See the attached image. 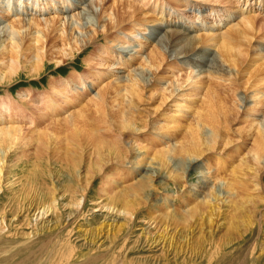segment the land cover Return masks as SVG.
Listing matches in <instances>:
<instances>
[{
  "label": "rangeland",
  "instance_id": "rangeland-1",
  "mask_svg": "<svg viewBox=\"0 0 264 264\" xmlns=\"http://www.w3.org/2000/svg\"><path fill=\"white\" fill-rule=\"evenodd\" d=\"M191 1L187 0L179 9L173 7L174 3H168V9L163 14L160 13L162 9L159 4L149 5L148 10L152 15L159 13V16H173L170 18L173 21L165 22V26L156 21L158 26L161 24L159 28L162 30L180 29L191 34L197 30L198 35L206 33L201 31L209 32L213 26L220 31L226 30L228 23L221 17L218 25L208 24L209 14ZM233 1L236 8L249 11V8L241 6V0ZM179 5L181 3L176 4V7ZM185 9L187 13H184ZM252 15L264 18V11L257 5L252 14L241 17ZM29 18L39 21L31 15L26 16V19ZM49 18L50 15L40 17L44 21ZM53 19L51 16L50 20ZM228 21L230 23L229 18ZM42 23L44 24L43 21ZM188 25H191L190 32ZM45 33V37L40 39L36 35L22 36L17 58L10 47H0V104L18 111L15 122L20 125V121L24 120V113L30 112L28 117L33 115L26 103L21 102L24 94L29 97L38 96L51 90V81L74 80L75 75H89L94 70L88 62L91 51L83 54L78 51L70 53L75 51L74 39L66 33H48L47 30ZM36 53L42 55L40 68H36ZM259 64L254 66L256 69H252V72L238 78L243 84L241 88H246L248 96L254 95L253 102L258 101V105L264 103V90L260 91V86H256V80L264 77V66ZM110 81L106 76L101 82V88L107 90L106 96L108 95L102 108L95 110L87 107L89 98L84 96V99L75 103L77 106L72 103L71 108H65V117H59L62 118L59 121L55 119L58 117L39 120L38 129L30 130L27 125L30 131L27 128L28 131L23 130L25 136L21 134L22 137L13 142L14 146L0 145V159L5 161L0 174V264H264V175L260 181L259 193L254 191L253 176H250L254 174L251 171L255 164L253 152L258 150L264 156V151L257 148L259 137L257 132H253L254 129L250 131L252 124L247 121V116L237 115L231 107L234 103L232 96L236 93L241 96L237 86L221 82V87H218L219 82L215 80L219 89L215 85L212 88L217 99L207 97L208 100L207 89V92L197 90L194 97L191 91L186 90L185 93L191 94L189 96L184 93L188 102L195 98L199 102L196 100L193 108L184 110L188 116L179 115L182 125L177 128L185 129L177 131L181 136L176 131H173L175 134L169 132L172 138L188 141V126L197 127V117H200L199 120L205 117L202 118L204 122L201 130L204 132L209 128H216L211 126L212 123L216 125L215 120H212L216 115L222 121L217 126L222 139L217 142L216 149L211 151L209 146L201 147V157L200 152L196 154L199 158L189 157L181 151L168 157L163 155L165 150L153 151V146L152 156L146 161L145 157L143 161L139 160L143 165L141 167L144 170L140 169L143 175L135 173L131 177L132 182L121 180L118 185H122L118 189V185L109 182L114 173L113 167L118 163V158L123 162L130 160H126L124 151L117 150V145L115 149L108 145L113 141L110 139L112 135L115 134L116 137L133 128H124L122 116L127 112L131 113L134 96L120 90L121 86L116 85L117 80H112L116 84ZM157 89L159 88L155 87L153 90L156 98L159 93ZM78 90L80 91L79 87ZM69 91H65L67 94L64 92L63 95L74 90L72 88ZM150 92L152 91L149 94ZM147 93L144 96L146 102L142 103L141 109L131 114L137 118L135 126L140 131L138 142L151 146L161 143L157 142L158 131H153V125L160 120L163 121V124L159 122L161 127L166 125L165 121L168 120L165 116L169 113L159 115L161 108H158V99L154 97L152 101L149 100ZM72 98L79 100L75 96ZM201 98H205L208 103L202 105ZM79 105L81 108L84 105L82 112L86 113L79 119L78 128L82 132L74 131V127L62 121L73 110H83ZM251 106L248 108L251 109ZM42 107L49 111L45 106ZM259 107L253 108L264 113V104ZM121 113L123 114L120 115ZM211 114L215 115L210 117ZM34 116L35 119H40ZM249 125L251 126L248 127ZM40 132L44 135L41 136ZM94 133L101 136L107 134L106 141L99 136L105 143L99 142ZM37 135H40L39 138ZM128 140L132 143L130 140L134 139ZM123 142L122 147L128 150L130 144ZM202 149L207 151L204 153ZM115 150L123 153L118 155L119 152ZM225 151L228 152L223 155L222 152ZM217 153H221V156H217ZM241 160H245L246 164ZM190 161H193L192 165ZM152 171L153 178L150 180L149 176L146 178L145 172ZM108 184L111 192L108 190L110 195L106 192V197L103 189ZM167 196L172 200L169 203L165 202ZM46 210L49 212L46 213ZM113 216H120L122 219H114Z\"/></svg>",
  "mask_w": 264,
  "mask_h": 264
},
{
  "label": "bare ground",
  "instance_id": "bare-ground-1",
  "mask_svg": "<svg viewBox=\"0 0 264 264\" xmlns=\"http://www.w3.org/2000/svg\"><path fill=\"white\" fill-rule=\"evenodd\" d=\"M186 1L187 0H125L124 2L122 0H0V47L3 49L10 47L13 49V53L17 58L20 52L19 48L21 47L22 36L26 34L30 36L36 35L39 36L37 38L40 39L41 37H45L46 30L48 33H52V31L60 32L61 35L66 33L76 42V46H74L75 51L72 50L70 53L78 51L83 54L91 51L92 55L88 58V62L90 63V67H94V70L92 72L90 71L91 73L89 75L86 73L81 75L80 73L75 75L74 78L73 75H71L70 77L74 80L68 78L69 80H66L65 82L51 81V90L44 91L38 96L29 97L28 94H24L23 97H21V102L26 103V106L33 115L32 117H28L30 112L26 110L29 113H24V120L20 121L21 125L15 122V119L18 116V111L16 109L10 110L8 109V105L0 104V145L14 146L13 142L24 135L22 131H25L27 125L30 126V130L33 128L35 130L38 129V126H40L39 120L45 121V118L49 120L58 117L55 119L59 121L62 119H59V117L64 116L65 108H68L69 106L71 108L72 103L75 104L84 99V96H88L89 98L87 101L88 106L85 103L87 107H92L95 110L102 108L106 103L108 95L106 96L107 90L104 91L101 88V82L106 76H108V78L111 79L110 82H112V80H117L116 83L118 84L115 82L112 83L119 85V87L121 86L120 90H125L127 93L133 94L134 102L132 104L134 106H131L133 108H130L131 113L133 112L134 114V112H136L135 110L138 111V109H141V105L145 101L144 96L147 92L149 95L147 97H150L149 100L154 97L156 98V96L153 95L155 87L159 88L157 89L159 90V93L156 94V99L159 101L158 108H161L159 115H161V113H169L165 116V119L168 120L165 121V123H167L166 125H163V127H161L162 125H159V122L163 124L162 120L153 125V131H155V129L158 131V137L155 134L159 139L157 142L161 143H156L151 146L143 145L141 142H138L137 139H139L140 131H138L135 126V120H137V118H134L133 114L128 112L122 116L124 128H133L130 132L120 133L119 135H116V137L114 136L115 134H111L112 137L109 135L110 139L113 141L110 145H107L113 149H115V146L117 145V150L121 149L124 151V154H126V160L128 159L130 161L123 162L120 161L121 158L117 159L118 163H116V165L114 164L115 166L113 167L114 173L111 176L110 181L108 180L112 185H118L121 180L132 182L133 178L131 177H133L135 173L143 175V171L140 169H144L141 167L142 164L139 160L143 161L145 158V161L148 160L150 156H152L151 149L153 146H155L153 151L157 152L156 150H165L163 155H168V157L170 155L174 156L172 154H175L178 151L185 153V155L189 157H197L198 155L196 154L201 151V147L209 146L212 151V149L218 145L217 142H219L222 134L217 126L222 121L220 122V118L215 114H211L210 117L215 115V117L213 116L214 118L212 117V120H215L216 125L215 123H212L211 126L214 125L216 128L213 126L214 128H209V130L204 129L206 132L204 130V132H202V122H204L203 119L205 117H201L200 120V117H197V127L192 125V129L190 125L188 126L191 129L188 131L190 137L188 141L180 139V142L179 139L172 138L169 133L170 131H172V134L174 133L173 131H176L177 133V131H182L184 129L177 128L180 127L182 122V119L180 118L181 116L179 115H182V117L183 115H187L184 113V110H190L196 105V100L198 101V99L195 98V100H190L188 102L185 95L187 94L185 93L186 90L189 92L191 91L193 93L192 96L194 97L196 96L195 92L197 90L203 92L207 89L209 91L207 92L206 90L205 92H207L206 94L209 93V96H206V99L207 97L208 99L210 97L216 98L215 92L212 88V85H215V87L217 85V83H214L215 80L216 82H219L217 85L218 87L221 82H228L227 84H230V86H237L235 87L238 92L241 93V96L239 93H233L235 94L232 96L234 103L231 107L233 111H236L237 115L242 114L247 116V121L252 124L250 131L254 129L253 132H257L256 134L259 137V145L257 148L264 151V113H259L258 110L256 111V108H253L255 106L259 107L260 105L262 107L264 103L262 102L258 105V101H256L258 97L255 99L256 103H254V95L248 96L246 88H241L243 84L238 80L241 75L252 72V69H256L254 66L259 63L260 66H264V18L257 15L241 17V15L244 14H252L257 5L258 8H261L264 11V0H241V6L249 8V11H243L236 8L233 0H192L194 5L201 6L202 9H204V13L209 14L207 17L208 24L218 25L221 22L220 17L228 23V26H225L226 30L223 29L220 31L213 26L209 32L201 31V33L206 32L201 35H198L199 31L197 30H194L192 34L184 33L180 29L166 28L165 30H162L159 26L161 24L164 25L167 21H173V19L170 20L173 16L170 14L159 16V13L152 15L148 10L149 5L157 6L159 4L160 9H162L160 13L163 14L165 10L168 9V3H174L175 5L172 4L173 7L179 9ZM164 2L166 3L165 5ZM179 3H181V5L176 7V4ZM187 12V9H185L184 13ZM28 15L35 17V20L39 19V21L30 20V18L26 19V16ZM45 15H50V18L52 16L54 19L50 20L49 18L50 21L48 19H45V21L44 19H40V17H45ZM55 17L59 18V21L56 20ZM11 18H14V20H11ZM189 18L192 19V16ZM228 18L230 19V23ZM40 20H42L44 24ZM156 21L161 24L158 26ZM201 23L205 26L203 20H201ZM188 30L190 32L191 25H188ZM131 37H133V39ZM101 42H103V44H101ZM41 49H44V47ZM42 52L44 51L42 50ZM40 55L41 54L38 53L37 56L34 57L38 62L36 68H38L40 62L43 61L41 59L42 55ZM67 55L68 54H66V56ZM255 73L257 72L255 71ZM163 74H167V76H162ZM256 81L258 83L256 86H260L259 90H264V77ZM78 87L80 88V91L78 90ZM218 87H216V89ZM72 88L74 91L66 96L65 94L63 95L65 91L70 92L69 90ZM225 88L227 90V87ZM233 90L235 89H232V91ZM94 91L95 94L93 95ZM149 91L152 92L149 94ZM227 91L230 92V90ZM62 95L64 97L60 98ZM73 96L78 97L79 100L76 101V98H72ZM189 96H191V94ZM201 99H203L202 105H204L205 102L208 103V99ZM251 102L256 105L254 106L253 104L252 107ZM42 105L49 111H45ZM82 106L84 107V105ZM248 106H251V109L248 108ZM83 107L81 108L79 105V108L83 110L76 111L78 114L73 110L75 113H67V118L62 120L64 124L67 123L74 127V131L76 132H82V130H80L81 128H78V124L80 121L79 119L83 118L82 114H86L85 112H82L84 111ZM158 108L155 111H157ZM189 110L187 111L190 112ZM55 112H58V114ZM255 113H257V115ZM34 115L40 119H35ZM250 126L251 125L248 127ZM44 130L45 129H43V131ZM247 130L249 131L248 128ZM42 133L43 132H40V135ZM98 134L94 133L93 135L98 136L97 138L99 142L103 141V139L106 141L107 134L103 136ZM33 135L34 134H32V136ZM40 135H37L38 138ZM43 135L44 134L41 136ZM99 136L103 139L101 140ZM113 136L115 138H113ZM24 138L23 140H25ZM34 138L36 139V137ZM129 138L134 139L130 140L132 143L129 142ZM123 141H126L131 145H128V150L122 147L124 143ZM202 150L204 152V149ZM227 152L228 151L222 153L224 155L227 154ZM121 153L123 152L117 154L120 155ZM259 153L258 150L253 152L252 158L254 159L255 164L252 166L253 170L251 171H253L254 174L252 173L253 175H250L253 176V183L255 185L254 191L258 193L261 192L259 186L261 185V178H263L264 175V156H261ZM201 155L202 153L199 154L200 157ZM187 156L186 158H188ZM217 156H221V153H217ZM193 161H190L191 165L193 164ZM4 162L0 159V164H2L0 166V174L2 173ZM241 162L246 164L245 160H241ZM207 170H210V168L207 167ZM250 172L248 174H250ZM145 175L146 178L149 176L148 179L151 180V178H153V171L152 173L145 172ZM205 182L204 183L207 184V180ZM121 185H118L117 188L119 189ZM108 186L109 184L107 187H104L103 191L110 195V189H108ZM134 189L135 188H133V190ZM171 201V198L167 196L165 202L169 203ZM45 212L48 213L49 210H46ZM112 218L122 219L120 216H113Z\"/></svg>",
  "mask_w": 264,
  "mask_h": 264
}]
</instances>
